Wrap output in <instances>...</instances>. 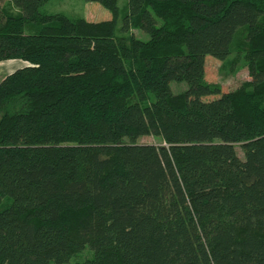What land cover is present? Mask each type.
Returning <instances> with one entry per match:
<instances>
[{
  "label": "trees",
  "instance_id": "16d2710c",
  "mask_svg": "<svg viewBox=\"0 0 264 264\" xmlns=\"http://www.w3.org/2000/svg\"><path fill=\"white\" fill-rule=\"evenodd\" d=\"M11 1L0 264H264V0H127L119 28L118 0H88L98 21ZM238 35L249 79L227 91L205 56Z\"/></svg>",
  "mask_w": 264,
  "mask_h": 264
},
{
  "label": "rangeland",
  "instance_id": "374dc122",
  "mask_svg": "<svg viewBox=\"0 0 264 264\" xmlns=\"http://www.w3.org/2000/svg\"><path fill=\"white\" fill-rule=\"evenodd\" d=\"M127 0H118L119 16L117 19V28L120 26L122 9ZM2 7L5 12L10 14H19L20 10L11 0H4ZM40 10L50 14H61L69 18L82 17L87 20L98 21L103 19H110L111 12L97 2L88 0H44ZM25 32L26 29H25ZM136 37L147 39L148 35L138 29H133ZM241 35L235 39L234 45L229 56L220 61L216 60L210 55L205 56V79L208 82L219 83L224 90H233L238 87L243 81L249 79L247 58L243 51ZM170 87L173 92H180L184 89L183 82H171ZM139 143H161V138L153 135H143L138 138ZM236 150L239 156H242L241 149L236 145ZM92 251L86 246L78 253L74 254L69 264L79 263L85 264L86 260L90 258ZM87 264V263H86Z\"/></svg>",
  "mask_w": 264,
  "mask_h": 264
},
{
  "label": "crops",
  "instance_id": "0c3cea01",
  "mask_svg": "<svg viewBox=\"0 0 264 264\" xmlns=\"http://www.w3.org/2000/svg\"><path fill=\"white\" fill-rule=\"evenodd\" d=\"M26 64V61H23L21 59L0 60V80L15 69L23 67Z\"/></svg>",
  "mask_w": 264,
  "mask_h": 264
}]
</instances>
